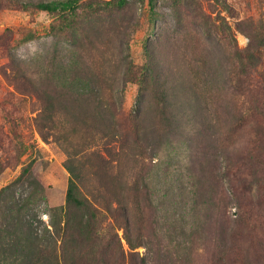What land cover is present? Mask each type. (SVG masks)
Masks as SVG:
<instances>
[{
    "label": "rangeland",
    "instance_id": "1",
    "mask_svg": "<svg viewBox=\"0 0 264 264\" xmlns=\"http://www.w3.org/2000/svg\"><path fill=\"white\" fill-rule=\"evenodd\" d=\"M82 1L62 16L0 0V264H85L88 211L65 213L68 152L82 195L91 199L99 184L121 193L146 264H226L220 255L228 247L237 248L230 264H264V171L251 185L238 171L253 132L240 115L262 98L239 81L246 48L258 39L249 18L264 21V0L204 3L211 30L174 0ZM36 87L53 96L47 139L37 126ZM99 121L125 134L124 149L137 131L148 187L142 216L132 196L135 158L121 154L103 182L96 175ZM110 222L97 228L109 235V264H131L123 228ZM99 255L92 264H102Z\"/></svg>",
    "mask_w": 264,
    "mask_h": 264
},
{
    "label": "trees",
    "instance_id": "2",
    "mask_svg": "<svg viewBox=\"0 0 264 264\" xmlns=\"http://www.w3.org/2000/svg\"><path fill=\"white\" fill-rule=\"evenodd\" d=\"M10 2L12 6L20 9H39L49 13L66 15L70 13L76 12L79 8L82 7L84 1L82 0H6ZM211 0H174L176 6L185 5L186 7H192L194 12L193 16L199 20V22L204 26L205 23L207 27L211 28L214 26L212 22V17L205 12L204 3L207 6H210ZM220 1V0H214ZM226 2L227 0H223ZM153 0H150L149 3L152 7ZM109 5H117L123 6L126 4V0H112L108 1ZM87 6L93 7L91 3H87ZM187 10V8H186ZM188 11V10H187ZM177 14V19L180 20V14ZM250 28L252 31H258V39L256 40L252 38L251 43L248 45L247 52L248 55L245 58L244 67H243V77L240 78L239 83L248 91L249 89H256V92H260V96L262 98H257L259 101H255L253 105L250 107H246V111L242 112L240 115L241 122H248L251 125L253 132L249 136L246 146L244 147L241 154V158L238 160L239 164V177H243V183H247L251 185L252 183L260 180L257 176V171H264V82L258 74V67L262 64V50H264V21L260 18L258 20L249 18ZM61 32H70L72 36H74L73 31H61ZM71 38V37H70ZM259 77V78H258ZM84 87H86L84 85ZM254 87V88H253ZM91 94H97L100 90H97L91 86L90 87ZM35 93L37 97L41 100V116L37 121V126L39 131L44 139H47V130L48 126L52 125L54 121V104H53V96L50 95L46 90L36 87ZM100 108L107 112L109 111L112 116L116 114L121 115V110L112 107H107L105 104L100 106ZM108 112V113H109ZM119 115V116H120ZM122 116V115H121ZM134 122L135 116H132ZM103 121H99V126L97 127L98 136L102 140L104 139L101 147L95 152L98 160L100 161V167L102 171H96V175L101 176L100 182L104 176L108 177L109 170H111L112 166H114L113 162H117L120 158V155L127 154L132 158H135L136 162H139L140 156V146L141 141L137 136V131L132 129L134 133L133 137V146L125 147L123 146L124 138H127L125 134H120L115 132L110 126L103 124ZM136 126V124L134 125ZM113 142H119L118 149L113 146ZM121 144V146H120ZM78 152H82L83 149H77ZM68 158L65 163L66 168L70 173V177L68 179V187L66 191V199H65V213L68 215L71 207H80L86 209L88 211V229L86 232V244L88 246V251L85 253L87 256L85 259V264H92L91 255L99 253V257L103 258L102 264H109L107 256V250L109 248V235L106 231L103 233L107 234L108 237L104 238L103 235H99L97 233V228L99 227V231L103 229L101 228V223L106 221L108 218H111L113 223L110 222L106 224V227L110 229L116 228L119 226L123 228V237L130 249V262L131 264H146L145 257L140 255L138 251L134 249L138 246L142 245V240L140 237L137 238V241H133L131 236V227L129 220L128 207L120 192L111 193L108 188H104L103 184H99L98 187L94 189V192L90 193L92 198L82 195L79 190L78 179H80V171L74 164V154L75 152H68ZM84 153H81L83 156ZM143 162L138 163L137 175L135 180L133 181V200L135 202V207L138 210L139 214L142 216L143 208L140 205V193L146 190L147 195V184L144 177L143 172ZM3 168V163L0 161V170ZM114 198V199H113ZM116 205H115V204ZM243 215H249L250 212L248 210H243ZM246 216V217H247ZM244 218V216H243ZM66 223L68 220L65 219ZM250 228H254L253 226ZM250 232V229H246ZM102 232V231H100ZM114 235L118 237L117 232L114 231ZM237 249V248H236ZM235 248H226L222 251L220 255V260L226 264L228 261L229 254L232 252H236ZM237 254V253H236ZM31 264H36L31 263ZM73 264H83L82 262L75 261Z\"/></svg>",
    "mask_w": 264,
    "mask_h": 264
}]
</instances>
